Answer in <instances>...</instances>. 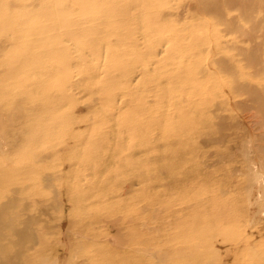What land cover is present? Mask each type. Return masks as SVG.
Masks as SVG:
<instances>
[{
    "label": "rangeland",
    "instance_id": "374dc122",
    "mask_svg": "<svg viewBox=\"0 0 264 264\" xmlns=\"http://www.w3.org/2000/svg\"><path fill=\"white\" fill-rule=\"evenodd\" d=\"M158 18L179 29V51L186 53L180 68L173 66L174 79L203 57L219 73L213 79L207 70L198 72L197 81L206 76L219 98L203 111L197 107L202 100L191 102L184 115L199 126L162 140L163 121L184 108L171 107L177 100L160 94L178 86L158 83L152 64L148 76L138 69L123 76L132 87L141 81L135 90L142 83L151 90L114 97L102 111L104 100L83 91L80 75L69 90L73 108L66 103L27 117L41 106L23 94L0 97V264H98L100 258L106 264H264V0H181ZM132 25L145 42L141 23ZM194 34L205 45L193 50ZM209 38L220 49L205 57ZM165 47L157 44L155 59L178 62ZM16 82L0 73V92H16ZM219 88L233 89L225 98ZM158 95L163 102L154 104ZM142 106L143 115L160 124L152 122L148 137L131 140L126 115ZM98 111L97 121L106 117L109 127L93 119ZM68 112L72 120L60 140L59 120ZM229 227L238 230V240L223 237Z\"/></svg>",
    "mask_w": 264,
    "mask_h": 264
},
{
    "label": "bare ground",
    "instance_id": "6f19581e",
    "mask_svg": "<svg viewBox=\"0 0 264 264\" xmlns=\"http://www.w3.org/2000/svg\"><path fill=\"white\" fill-rule=\"evenodd\" d=\"M177 1L181 0H12L5 6L4 0H0V56L2 57L0 62L5 64V67L0 69V73L9 79L18 81L13 85V90L15 88L16 92L5 90L0 92V97L13 98L15 94H23L25 99L33 105L41 106L40 111H31L26 114L27 117L31 115L42 116V111L47 109L51 112L62 108L66 103L73 108L76 101L69 90L74 85L73 76L80 75L79 84H81L83 91H87L90 95H98L100 96L99 100L106 101L100 102V110L102 111L107 109L114 97L121 96L127 99L128 95L145 94L151 90L145 83H142V89L135 90L141 81L132 87L131 78L124 79L123 76L131 71L135 72V69L139 70L141 76H148L152 64L154 65L152 77L155 78L156 76L158 83L164 79L167 83H175L178 86L176 89L173 84L172 90L168 89L165 93L160 94L167 96L170 100L171 98L177 100L176 103H170L171 107L176 104V106L184 108V111L180 110L173 118L168 117L163 121L162 125L166 130V136H162L161 139L166 140L170 137L180 139L181 131L196 129L200 124L184 115L187 110L185 107L200 99L202 101L197 107L203 111L205 104L207 105L219 98L217 94L213 93L216 85L206 86L204 81V77L209 76L214 79L219 72L215 69L211 71L210 62H202L203 57H201L199 62H188L187 70L183 73L177 72L175 74L177 79H174L172 75L173 66L179 69L186 53L179 51L182 47L180 37L177 34L179 29H173L172 23L160 22L158 15L170 9L172 3L175 4ZM202 1L205 2V0H200V2ZM131 7H135L136 13H129ZM138 13L139 16L137 17ZM134 21L141 23V34L146 36L143 39H146L145 42H139L135 34L138 30L132 25ZM196 27L194 28L195 33L199 30ZM202 41L203 38L200 35L194 34L193 40L189 44L194 50L205 45ZM161 42L166 45L164 54L174 55L176 59H179L178 62H165L166 57L155 59L157 44ZM8 47L10 48L5 50ZM218 49H220V43L211 41L209 38L206 40V48L201 52V55L205 52V57H211V54ZM103 54L104 56L101 57ZM191 55L196 56V53L192 52ZM198 55L200 54L198 53ZM73 62L81 64L73 65ZM100 62L104 63L101 64ZM168 65H171L170 72L167 68ZM93 69L99 70V74L92 75ZM205 70H207V75L202 76L203 80L197 81L196 74ZM154 78L149 83H152ZM231 89L229 92L228 90L226 92L220 90L224 91L223 96L226 98L230 96ZM158 97L153 101L154 104L155 102H163V97L160 95ZM109 102L111 103L108 104ZM150 109L152 110V108ZM143 110L144 106L135 116L131 112H127L126 116L130 119L128 122L130 127L125 133L131 140H135L139 133L148 137L151 126L159 123L154 122L157 121L154 119V115H151L150 118L144 116ZM99 116L98 111L93 119L97 121ZM63 117L59 120V128L62 133L59 136L60 140H62L64 130L70 126L72 120L69 112ZM107 121L105 117L97 122L106 128L109 127ZM123 124V121L120 120L119 125ZM88 154V158L93 155V153ZM256 185V183L255 186L252 185L254 187V189L252 187V193ZM249 196L251 195L249 194ZM254 197L255 195L252 198ZM249 200L252 203L256 199L250 198ZM189 234L194 235V232L189 230ZM222 235L229 241H234V237L238 235V230L229 227L223 230ZM235 240L238 238L236 237ZM251 242L249 243L251 244ZM3 249H7V247ZM209 254L211 258L214 257L212 251ZM249 261L251 262V258ZM96 262L106 264L102 258L96 259ZM8 263L10 264L9 261ZM13 263L15 262L13 261Z\"/></svg>",
    "mask_w": 264,
    "mask_h": 264
}]
</instances>
